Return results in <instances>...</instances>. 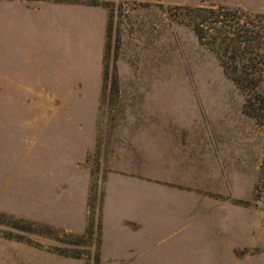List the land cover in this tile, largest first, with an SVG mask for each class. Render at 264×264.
Wrapping results in <instances>:
<instances>
[{"label": "rangeland", "instance_id": "1", "mask_svg": "<svg viewBox=\"0 0 264 264\" xmlns=\"http://www.w3.org/2000/svg\"><path fill=\"white\" fill-rule=\"evenodd\" d=\"M220 5L251 48L221 43L223 27L198 41L189 9L212 8L196 20L212 25ZM244 53L264 54V0H0V258L99 264L114 148L162 115L194 136L196 212L130 264H264V64L241 88L218 59ZM85 124L76 153L66 136Z\"/></svg>", "mask_w": 264, "mask_h": 264}, {"label": "crops", "instance_id": "2", "mask_svg": "<svg viewBox=\"0 0 264 264\" xmlns=\"http://www.w3.org/2000/svg\"><path fill=\"white\" fill-rule=\"evenodd\" d=\"M11 76L25 79L23 73L16 75L14 70ZM158 118L160 124L157 129L152 131L141 128L140 136L121 139L120 146L114 148L112 155L115 157L110 158L112 164L108 167L110 172L106 174L100 243L96 251L99 264H130L136 257L133 247L157 241L161 237L160 234H164V226L178 221L184 222V218L193 216L196 212L195 195L186 189L191 184L189 171L195 168L191 152L194 136L192 132L171 129L166 124L169 119L164 120L162 115ZM75 126L76 129L72 132L68 130L69 136L66 138L74 142L76 153H82V142H77V139L90 128L88 124H85L84 128ZM56 132L64 135L67 131L60 128ZM63 142V139L62 142L60 140L61 145ZM111 153L108 151L107 156ZM128 155L131 157H127ZM142 156L146 161L152 162L150 168L142 164ZM33 249L38 252L37 256L31 260L28 255L25 256L26 260L28 258L29 262L34 264H52L49 261L57 257L72 264H85L83 258L60 257ZM2 254L1 264H8L12 258L17 261L16 264L26 261L24 256L13 257L12 252ZM48 255L55 257L48 259ZM90 260L93 259L89 258L88 261Z\"/></svg>", "mask_w": 264, "mask_h": 264}, {"label": "trees", "instance_id": "3", "mask_svg": "<svg viewBox=\"0 0 264 264\" xmlns=\"http://www.w3.org/2000/svg\"><path fill=\"white\" fill-rule=\"evenodd\" d=\"M213 5V4H212ZM220 14L217 16V19H215L214 21H211L212 25H207L206 23L203 22H198L196 21L197 18L199 17L198 14H200L201 11H209L210 13H213V9L212 8H190L189 11L191 12L190 15V19H191V26L194 29L197 37H198V41L201 44H207L208 46L212 47L214 46L213 44H215L216 40H218V37L220 36L221 32H220V28H224L226 37L222 38L221 43L223 42H234L236 44L237 48H241L242 45L243 47H245L246 49L251 48V43H250V39L246 38L245 35V39L244 41H246V43L243 41V36L241 34H239V31L242 30L243 26H240V28L237 27V31L235 32V28L233 29V23L234 24H239L238 22V18L239 16H231L228 13V9L226 8V6L220 5ZM237 12H239V9H235ZM240 16H243L244 18H246V14L242 13L240 11ZM221 18V19H219ZM233 21V22H231ZM216 23L220 24L219 25V29H218V34L216 36H212L211 40L209 41H205L204 42V33L207 34L208 31H210L211 29H216L218 27H216ZM245 30V32L250 33L252 32V30L250 29H243ZM231 34V35H230ZM236 35V36H235ZM236 40V41H235ZM228 45V44H227ZM218 59L219 62L221 63V65L224 67L225 71L229 73V68L231 67V76L232 79L234 80V82L237 84V86L244 88L245 84L247 83V81L249 80V76H253L255 75V71L251 72L253 70V68L250 70V67H258V68H262L263 64H264V54L260 55L259 57H250L249 55H245L241 54L240 56H231L230 58L227 57H223L222 55H218ZM230 59V60H229ZM251 60V61H250ZM253 62V65H252ZM250 71V72H249ZM258 72V71H257ZM252 80V79H251ZM259 85L261 86V81H258Z\"/></svg>", "mask_w": 264, "mask_h": 264}]
</instances>
